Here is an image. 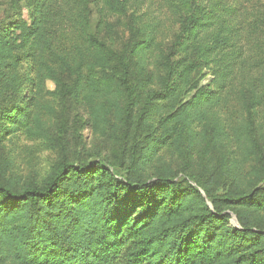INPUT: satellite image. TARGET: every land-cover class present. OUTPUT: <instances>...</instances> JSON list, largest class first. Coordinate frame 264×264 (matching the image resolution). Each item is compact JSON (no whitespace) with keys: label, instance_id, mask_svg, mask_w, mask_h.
Segmentation results:
<instances>
[{"label":"trees","instance_id":"trees-1","mask_svg":"<svg viewBox=\"0 0 264 264\" xmlns=\"http://www.w3.org/2000/svg\"><path fill=\"white\" fill-rule=\"evenodd\" d=\"M89 1L10 0L0 24V149L19 132L44 136L47 80L63 101L82 97L95 133L112 118L123 128L107 158L62 151L40 181L0 179V264H264V146L220 116L263 102L264 35L196 4L168 41L163 21L133 15L115 48L103 33L125 2L102 0L94 22ZM220 149L242 157L213 165Z\"/></svg>","mask_w":264,"mask_h":264},{"label":"rangeland","instance_id":"rangeland-1","mask_svg":"<svg viewBox=\"0 0 264 264\" xmlns=\"http://www.w3.org/2000/svg\"><path fill=\"white\" fill-rule=\"evenodd\" d=\"M10 0H0V24L10 12ZM125 2L126 12L123 14H109L110 21L114 23L113 32L104 34L108 41H113L115 48H122L124 42L129 37L128 24L131 17L152 18L154 22L163 21V27L160 28L161 37L168 41L178 26L173 22L179 14L188 7L199 4L205 5L207 9H218L224 14L231 15L233 19L237 18L242 35L247 32H256V35H264V0H119ZM93 20L96 22L99 18V8L104 7L102 0L89 1ZM142 18V19H143ZM159 31V30H158ZM247 37V35H246ZM244 41V37L242 38ZM205 75L201 76V83L205 84L211 81L213 75L209 70H204ZM263 102L256 108L250 109L252 114L239 103L232 101L226 108L222 109L220 116L228 122L230 134H233V128L247 125L250 129V138L256 140L261 146H264V90ZM43 104L47 108H42L41 116L44 121L43 135H29L19 132L11 141L8 139L3 143L0 149V179L4 177H22L24 179L35 178L42 180L50 171L52 165L60 159L62 151H67L69 159L72 162L79 163L89 161L100 156L107 158L112 155L117 147V138L122 136L123 128L118 121L112 118L111 125L108 126L107 135L95 133L88 123L89 107L85 104L80 95H72L63 101L56 94L55 83L51 80L46 82V91L44 92ZM256 105V104H254ZM60 130L62 132L60 133ZM243 143L246 140L243 139ZM234 150L237 147L233 143ZM160 155L162 164L172 163L174 169L182 176L180 172L183 166L182 158L179 154H171L168 148H164ZM194 160H201L194 153ZM219 156L223 162H232L235 156L242 157V153L237 150L231 154L228 150H219L211 152L207 160L217 164ZM221 158V159H222ZM220 159V160H221ZM245 165L246 171H250L251 165L257 166V160L250 156ZM264 186V180L260 183ZM233 227H240L235 215L231 218Z\"/></svg>","mask_w":264,"mask_h":264}]
</instances>
